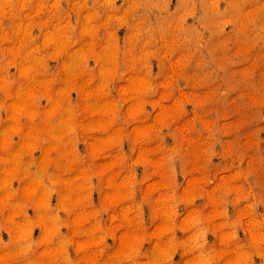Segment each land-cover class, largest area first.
<instances>
[{
    "label": "rangeland",
    "instance_id": "1",
    "mask_svg": "<svg viewBox=\"0 0 264 264\" xmlns=\"http://www.w3.org/2000/svg\"><path fill=\"white\" fill-rule=\"evenodd\" d=\"M0 264H264V0H7Z\"/></svg>",
    "mask_w": 264,
    "mask_h": 264
},
{
    "label": "clouds",
    "instance_id": "2",
    "mask_svg": "<svg viewBox=\"0 0 264 264\" xmlns=\"http://www.w3.org/2000/svg\"><path fill=\"white\" fill-rule=\"evenodd\" d=\"M221 2L222 0H217L218 7H220ZM4 7H7V0H0V9H3ZM221 10L223 11L224 9Z\"/></svg>",
    "mask_w": 264,
    "mask_h": 264
}]
</instances>
